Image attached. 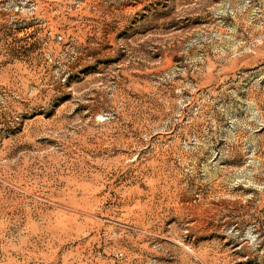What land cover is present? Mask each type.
Instances as JSON below:
<instances>
[{
	"label": "rangeland",
	"instance_id": "374dc122",
	"mask_svg": "<svg viewBox=\"0 0 264 264\" xmlns=\"http://www.w3.org/2000/svg\"><path fill=\"white\" fill-rule=\"evenodd\" d=\"M0 264H264V0H0Z\"/></svg>",
	"mask_w": 264,
	"mask_h": 264
}]
</instances>
